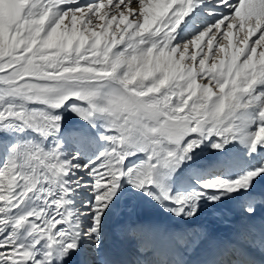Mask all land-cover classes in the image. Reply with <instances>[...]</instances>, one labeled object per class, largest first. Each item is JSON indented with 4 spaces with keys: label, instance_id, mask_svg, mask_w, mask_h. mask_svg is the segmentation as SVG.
<instances>
[{
    "label": "snow or ice",
    "instance_id": "1",
    "mask_svg": "<svg viewBox=\"0 0 264 264\" xmlns=\"http://www.w3.org/2000/svg\"><path fill=\"white\" fill-rule=\"evenodd\" d=\"M62 110L99 136L67 137ZM206 147L219 159L203 163ZM262 184L264 0H0V264L101 252L133 197L186 225L205 205L237 203L248 223L201 264H256ZM134 235L148 255L207 239Z\"/></svg>",
    "mask_w": 264,
    "mask_h": 264
},
{
    "label": "bare ground",
    "instance_id": "2",
    "mask_svg": "<svg viewBox=\"0 0 264 264\" xmlns=\"http://www.w3.org/2000/svg\"><path fill=\"white\" fill-rule=\"evenodd\" d=\"M81 2L84 3L87 0H81ZM108 10L105 9V11ZM62 112L64 116L74 113L71 110H62ZM85 130L92 136L98 137L102 129L92 128L82 119L72 121L62 128V132L70 138L78 136ZM90 154L91 152H89ZM215 154L213 156L211 155L212 157H206L207 160L202 162L210 164L216 161L219 157L218 154ZM258 191L264 193V184L258 186ZM261 199H264V196ZM247 223V218L243 216L239 205L235 202L226 201L219 206L205 205L200 216L191 225H186L172 218L159 205L155 204V202L147 198L133 197L127 200L117 215L110 221L102 251L99 253L92 252L87 257L78 258L77 264H79L80 260L84 259L90 261L91 264H111L113 258L121 259L126 257H131L134 259V262L168 259L171 257L173 259L189 261L190 264H201V261L207 258L208 249L211 245L235 239L238 231ZM254 223L257 226L264 224V205L259 207L258 215ZM177 224H179V229H176ZM138 226L170 228L173 230L187 231L190 234L204 233L207 239L192 245L186 250H177L175 253H170L165 250L160 253L148 255L146 250L140 247L139 237L134 235V230ZM258 235L259 233L256 231V243H252V238H249L248 243L251 244V247L247 250V257L253 252L264 254V250L259 247ZM259 260L260 256L255 262Z\"/></svg>",
    "mask_w": 264,
    "mask_h": 264
},
{
    "label": "rangeland",
    "instance_id": "3",
    "mask_svg": "<svg viewBox=\"0 0 264 264\" xmlns=\"http://www.w3.org/2000/svg\"><path fill=\"white\" fill-rule=\"evenodd\" d=\"M81 119L79 116H77L75 113L73 114H68V115H65L63 114V123H62V128L64 126H67L69 123H71L72 121H77ZM216 152L211 148V147H206L204 149V151L201 153V161H204V160H207L206 157H212L213 154H215ZM217 154V153H216ZM215 154V155H216ZM212 155V156H211ZM204 156V157H203ZM203 159V160H202Z\"/></svg>",
    "mask_w": 264,
    "mask_h": 264
}]
</instances>
